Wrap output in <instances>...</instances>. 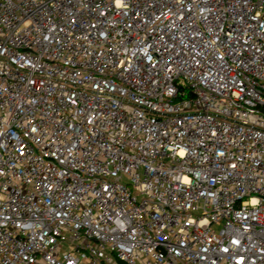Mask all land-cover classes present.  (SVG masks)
Segmentation results:
<instances>
[{
	"label": "built area",
	"instance_id": "obj_1",
	"mask_svg": "<svg viewBox=\"0 0 264 264\" xmlns=\"http://www.w3.org/2000/svg\"><path fill=\"white\" fill-rule=\"evenodd\" d=\"M0 264H264V0H0Z\"/></svg>",
	"mask_w": 264,
	"mask_h": 264
}]
</instances>
